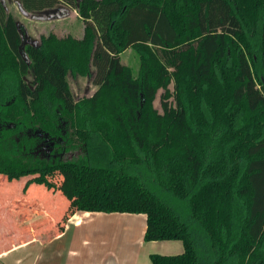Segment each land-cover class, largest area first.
Listing matches in <instances>:
<instances>
[{"label": "trees", "instance_id": "1", "mask_svg": "<svg viewBox=\"0 0 264 264\" xmlns=\"http://www.w3.org/2000/svg\"><path fill=\"white\" fill-rule=\"evenodd\" d=\"M20 1L77 9L84 31L25 42L0 0V173H37L71 214H146V241L184 244L152 264H264V0ZM91 65L76 100L67 74Z\"/></svg>", "mask_w": 264, "mask_h": 264}, {"label": "crops", "instance_id": "2", "mask_svg": "<svg viewBox=\"0 0 264 264\" xmlns=\"http://www.w3.org/2000/svg\"><path fill=\"white\" fill-rule=\"evenodd\" d=\"M38 188L44 191V201L33 205L39 208L35 210L43 217L41 221L49 218L53 220L52 225L57 222L53 214H58V209L67 211L69 202L59 189H48L44 185H32L27 193L31 195ZM25 197L28 199V194ZM33 223L28 226V233L0 248V263L152 264V253L176 254L184 250L182 240L146 241L147 216L144 213L76 211L69 214L60 230H48L45 225L46 232L34 228Z\"/></svg>", "mask_w": 264, "mask_h": 264}, {"label": "rangeland", "instance_id": "3", "mask_svg": "<svg viewBox=\"0 0 264 264\" xmlns=\"http://www.w3.org/2000/svg\"><path fill=\"white\" fill-rule=\"evenodd\" d=\"M3 3L6 12L11 13L15 18L25 42L30 41L38 44L41 35L48 34L49 32H54L60 37L71 34L79 38L83 34L84 23L78 16L77 9L59 3L52 8L27 11L22 7L20 0H3ZM121 60L130 65L134 73H137L139 69V56L134 49L129 48L124 51L121 54ZM231 73L234 72L232 71ZM93 74L94 68L92 65L91 75L84 76L68 72L67 79L76 100L92 96L97 89V85L93 82ZM27 79H32L31 72L28 74ZM171 88H174L173 84L171 85ZM192 90L205 94V88L203 86H196ZM162 93L163 89H159L154 100L155 107L160 111H162L160 101ZM77 135L80 137H90L89 133L86 135L81 129L77 130ZM91 136L92 138H96L95 134H91ZM92 157L95 164L108 165L109 163L106 154L105 156H102L100 152H96ZM110 165H115L113 160L110 162ZM128 170L132 172L131 169ZM37 175V173H31L22 175L19 178H11L6 174L0 173V248L8 246L12 239L18 240L20 235H23L26 232L28 233V226L30 223L34 222V228L36 227L40 231H45L43 229L45 225L48 230L53 229L52 231H57L67 222L70 212H66L65 209H58V214H53L54 218L57 219V224L53 223L50 225L53 220L51 222L49 218L41 221L43 217H41L39 212L35 210L37 206L34 207L33 204L37 205L44 201V191L41 188H38V190L31 192V195L27 193L28 188L32 185H44L33 181V179H36ZM49 178L58 184L62 179V175L56 173ZM27 194L28 199L25 197ZM6 197L10 198L4 203H1ZM11 199H17V201L12 202ZM42 237H44V235Z\"/></svg>", "mask_w": 264, "mask_h": 264}, {"label": "flooded vegetation", "instance_id": "4", "mask_svg": "<svg viewBox=\"0 0 264 264\" xmlns=\"http://www.w3.org/2000/svg\"><path fill=\"white\" fill-rule=\"evenodd\" d=\"M2 2H3V0H2ZM51 145H52L51 147L49 145H46V147H44V149L41 150V154L46 156V157H50L51 155L56 157L57 153H52L54 144H51Z\"/></svg>", "mask_w": 264, "mask_h": 264}, {"label": "built area", "instance_id": "5", "mask_svg": "<svg viewBox=\"0 0 264 264\" xmlns=\"http://www.w3.org/2000/svg\"><path fill=\"white\" fill-rule=\"evenodd\" d=\"M0 264H2V263H0Z\"/></svg>", "mask_w": 264, "mask_h": 264}]
</instances>
